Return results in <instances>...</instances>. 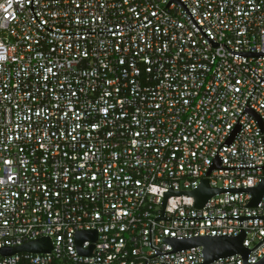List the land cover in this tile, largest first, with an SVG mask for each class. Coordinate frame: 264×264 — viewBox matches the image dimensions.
I'll use <instances>...</instances> for the list:
<instances>
[{"label": "built area", "instance_id": "2783aa9c", "mask_svg": "<svg viewBox=\"0 0 264 264\" xmlns=\"http://www.w3.org/2000/svg\"><path fill=\"white\" fill-rule=\"evenodd\" d=\"M221 43L264 51V0H0V250L51 240L0 264H196L201 245L151 247L237 235L238 219L153 220L169 187L264 177V55ZM251 196H169L164 218L264 215ZM241 229L251 249L264 219ZM263 256L264 240L246 262Z\"/></svg>", "mask_w": 264, "mask_h": 264}, {"label": "water", "instance_id": "95a60500", "mask_svg": "<svg viewBox=\"0 0 264 264\" xmlns=\"http://www.w3.org/2000/svg\"><path fill=\"white\" fill-rule=\"evenodd\" d=\"M221 45H224L221 43ZM225 46V45H224ZM226 47V46H225ZM227 48V47H226ZM228 49V48H227ZM232 54L238 56H261L264 55V51H232L228 49ZM219 162L215 164L218 167ZM211 169L207 172L209 174ZM264 170V166H263ZM225 192H250L251 199L245 206H258L261 197L264 193V177L259 179L258 185L254 187H231V188H213L209 186L208 179H200L197 186L193 187L192 190L188 191H173L172 187H169L167 191H163V197L160 202L162 205L161 212L159 216L155 217L153 220H161V219H211V218H226V219H238L239 222V233L237 235H201V236H192V237H172V236H164L161 238L163 242H166L172 247L171 251L162 253L161 251L151 247L150 242V225L149 224V246L154 249L155 255L159 254H169L177 251H181L184 249H188L191 247H195L198 245L203 246L201 253L203 256V261L196 264H207L213 260L220 259L223 257H227L233 254H240L242 258V264H248L246 262V258L249 252L256 247L264 238L259 241L254 247L248 249L242 246V239L244 237V232L241 229V220L243 219H264V215L258 216H215V217H179V218H164V208L166 204V200L169 196H178L181 194H187L194 197L193 206L202 207L204 203L210 198L212 195L218 193ZM159 204V203H158ZM96 239L95 231H80L76 234V241L79 247V251L82 254H90L93 248L91 245L88 249H81L80 244L83 239ZM51 251V240L48 237H39L35 240H31L29 242H25L19 246L15 247H5L0 250L2 255H13L18 252H30V253H47ZM149 256V257H152ZM148 257V258H149ZM146 264V261H144ZM164 264V263H160ZM250 264H264V256L260 258L258 261L250 263Z\"/></svg>", "mask_w": 264, "mask_h": 264}, {"label": "trees", "instance_id": "16d2710c", "mask_svg": "<svg viewBox=\"0 0 264 264\" xmlns=\"http://www.w3.org/2000/svg\"><path fill=\"white\" fill-rule=\"evenodd\" d=\"M263 174H264V171H263Z\"/></svg>", "mask_w": 264, "mask_h": 264}]
</instances>
